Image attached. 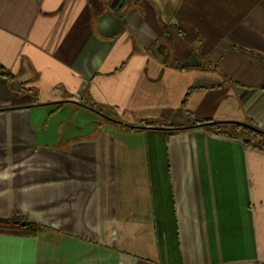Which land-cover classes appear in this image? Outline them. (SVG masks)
<instances>
[{
    "label": "crops",
    "instance_id": "0c3cea01",
    "mask_svg": "<svg viewBox=\"0 0 264 264\" xmlns=\"http://www.w3.org/2000/svg\"><path fill=\"white\" fill-rule=\"evenodd\" d=\"M241 121L264 0H0V264H264Z\"/></svg>",
    "mask_w": 264,
    "mask_h": 264
},
{
    "label": "trees",
    "instance_id": "16d2710c",
    "mask_svg": "<svg viewBox=\"0 0 264 264\" xmlns=\"http://www.w3.org/2000/svg\"><path fill=\"white\" fill-rule=\"evenodd\" d=\"M198 122H208L198 121ZM215 124V123H214ZM233 130L231 132L220 133L239 138L242 145L249 148H257L264 151V132L257 126L251 124V126L243 125L240 123H232ZM129 128H134L128 126ZM214 130L216 128L213 127ZM43 227L37 224L26 221L21 216H11L8 219H0V233L6 234H22V235H34Z\"/></svg>",
    "mask_w": 264,
    "mask_h": 264
},
{
    "label": "water",
    "instance_id": "95a60500",
    "mask_svg": "<svg viewBox=\"0 0 264 264\" xmlns=\"http://www.w3.org/2000/svg\"><path fill=\"white\" fill-rule=\"evenodd\" d=\"M212 122H206L205 124H211ZM235 123H240V124H243V125H247V126H251V124L249 123H243L242 121L241 122H235Z\"/></svg>",
    "mask_w": 264,
    "mask_h": 264
},
{
    "label": "flooded vegetation",
    "instance_id": "af4514ba",
    "mask_svg": "<svg viewBox=\"0 0 264 264\" xmlns=\"http://www.w3.org/2000/svg\"><path fill=\"white\" fill-rule=\"evenodd\" d=\"M243 123H245V122H243Z\"/></svg>",
    "mask_w": 264,
    "mask_h": 264
}]
</instances>
